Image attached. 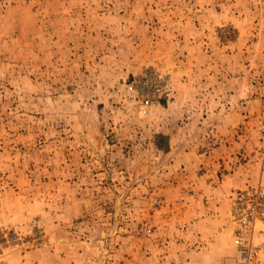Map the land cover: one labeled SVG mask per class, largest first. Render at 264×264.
I'll list each match as a JSON object with an SVG mask.
<instances>
[{
	"label": "rangeland",
	"instance_id": "obj_1",
	"mask_svg": "<svg viewBox=\"0 0 264 264\" xmlns=\"http://www.w3.org/2000/svg\"><path fill=\"white\" fill-rule=\"evenodd\" d=\"M0 264H264V0H0Z\"/></svg>",
	"mask_w": 264,
	"mask_h": 264
},
{
	"label": "built area",
	"instance_id": "obj_2",
	"mask_svg": "<svg viewBox=\"0 0 264 264\" xmlns=\"http://www.w3.org/2000/svg\"><path fill=\"white\" fill-rule=\"evenodd\" d=\"M251 211L253 213H255V212H257V208L255 206H253L251 208ZM251 216H254V214L248 215L246 217L244 216V218H243V229L244 230H247L248 224H249V219ZM236 242L242 251L244 260H249L251 250L249 251V248H248V237L246 235L244 236L243 234H241L240 236L237 237Z\"/></svg>",
	"mask_w": 264,
	"mask_h": 264
}]
</instances>
